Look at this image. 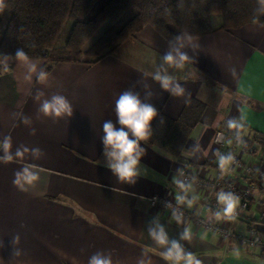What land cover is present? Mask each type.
Returning <instances> with one entry per match:
<instances>
[{"label": "crops", "instance_id": "crops-1", "mask_svg": "<svg viewBox=\"0 0 264 264\" xmlns=\"http://www.w3.org/2000/svg\"><path fill=\"white\" fill-rule=\"evenodd\" d=\"M179 37L170 42L147 24L97 62L62 61L50 71L42 59L0 58V264H88L97 253L112 264H188L189 254L199 264H264L257 249L196 220L246 235L264 211V188L245 171L250 165L264 172V25ZM177 50L189 58L183 67L164 60ZM157 74L183 94L165 90ZM124 91L157 110L150 132L159 115L178 119L191 98L206 106L180 155L149 137L140 141L145 151L134 182L108 167L103 145V123L116 124L115 101ZM53 95L71 102V116L41 111ZM221 128L229 140L240 133L249 141L250 149H237L245 168L224 160ZM25 169L36 179L20 190L13 181ZM217 177L237 188L212 187ZM247 188L249 207L239 217L226 212L224 198L240 208ZM173 243L184 259L167 255Z\"/></svg>", "mask_w": 264, "mask_h": 264}, {"label": "trees", "instance_id": "trees-1", "mask_svg": "<svg viewBox=\"0 0 264 264\" xmlns=\"http://www.w3.org/2000/svg\"><path fill=\"white\" fill-rule=\"evenodd\" d=\"M69 21L65 44L57 46ZM106 21L109 26L87 46ZM249 23L264 25L262 0H0V58L23 50L29 59L45 60L44 70L50 71L62 61L97 62L147 24L173 42L181 35L203 36ZM205 107L191 98L178 119L159 115L148 140L180 155ZM248 227L260 235L258 253L264 259V221L253 218Z\"/></svg>", "mask_w": 264, "mask_h": 264}, {"label": "clouds", "instance_id": "clouds-1", "mask_svg": "<svg viewBox=\"0 0 264 264\" xmlns=\"http://www.w3.org/2000/svg\"><path fill=\"white\" fill-rule=\"evenodd\" d=\"M264 2V0H262ZM176 39H180L177 37ZM16 58L18 60L27 61L29 58L23 50H17ZM189 58L185 53L177 50L174 56L171 52L164 56L165 62L174 64L176 67H183L184 61ZM32 70H35V65H32ZM46 78V73L41 72L39 79L43 81ZM159 80L165 90L170 89L171 78L168 76L155 77ZM173 95H182L184 89L177 84L170 89ZM116 124L110 120L103 123V145L105 147V155L109 160L108 167L122 181L134 182L133 178L138 175L137 165L140 158L144 154V149L140 146V141L146 140L150 135L151 122L157 115V110L150 104L142 103L139 96L129 91L122 92L115 101ZM41 111L46 116L62 117L64 115H72V104L63 95H53L50 100L44 101ZM117 124L119 127H117ZM230 126L235 127L232 123ZM11 147L10 142L4 144L5 151ZM230 159V158H229ZM13 184L20 190H23V183H31L36 179L27 169L24 172L17 173ZM227 205L226 212H231L233 209V201L230 198H224ZM154 237L160 239L163 237V232L159 234L153 233ZM187 238V234H186ZM167 255L179 261L184 259L181 247L173 243ZM188 264H199L190 254L187 256ZM88 264H112L109 257L97 253L94 254L88 261Z\"/></svg>", "mask_w": 264, "mask_h": 264}, {"label": "built area", "instance_id": "built-area-1", "mask_svg": "<svg viewBox=\"0 0 264 264\" xmlns=\"http://www.w3.org/2000/svg\"><path fill=\"white\" fill-rule=\"evenodd\" d=\"M216 140L222 147H225L227 149V155L231 159L233 164L239 166L240 168H245L242 165L239 154L237 153V149L239 147H241V138L238 134L235 133L229 141L227 130L221 128L218 130V132L216 134ZM251 170L253 172L257 173V179L259 180L261 185L264 186V172H262L257 167L248 165L246 167V170H245L247 175H249V172ZM182 176H183V181L186 183L191 180V175L189 174V172L186 168L182 170ZM222 184L225 185V187L229 190H235L237 188L236 183H234L233 181L227 180V179H223L221 177L214 178L210 185L212 187H219ZM251 197H252L251 190L249 188L245 189L241 193L240 208L233 209L230 212L231 215L239 217L241 215V210L247 209L249 207V199ZM161 201L165 206L171 205L170 202H168V201H165V200H161ZM261 216H264V211L262 212ZM196 220L202 226L207 227V228H212L215 231L219 232L220 234H223L227 238L234 237V238L240 239L246 245H248L250 248H253V249H256L258 247L259 242L261 241V237L257 233L240 235V234H237L234 231H232V229L226 225L217 224V223L212 222V221H207L206 219L202 218L201 216H196Z\"/></svg>", "mask_w": 264, "mask_h": 264}, {"label": "rangeland", "instance_id": "rangeland-1", "mask_svg": "<svg viewBox=\"0 0 264 264\" xmlns=\"http://www.w3.org/2000/svg\"><path fill=\"white\" fill-rule=\"evenodd\" d=\"M221 18V15L220 14H217L216 16H215V19H220ZM216 21V20H215ZM72 24H73V22L72 21H69L68 23H67V25L65 26V28H64V30H63V32H62V34H61V37H60V39H59V41H58V44H57V46H62V45H64L65 44V41H66V39H67V37H68V34H69V31H70V28H71V26H72ZM109 24H110V21H106L98 30H97V32L95 33V35L87 42V46H90L102 33H103V31L109 26ZM237 134V133H236ZM256 135H254V137L255 138H257V139H259V137L257 136L258 134L257 133H255ZM239 136H240V138H241V147H245L247 144H248V140L243 136V135H241L240 133L238 134ZM236 136V135H235ZM233 137V136H232ZM230 141V140H229ZM246 142H247V144H246ZM230 143V142H229ZM224 149L226 150V154H227V149L224 147ZM248 149H250V147H249V144H248ZM253 176H257V173L256 172H253L252 170L249 172V175L247 176L248 178H252ZM252 190V189H251ZM252 194V193H251ZM250 203H251V198L249 199V205H250ZM259 219L260 220H263L264 221V216H260L259 217ZM249 230H250V232H249V234H253V233H257L255 230H253L252 231V229H250L249 228ZM258 234V233H257ZM259 235V234H258ZM257 250H258V247L256 248Z\"/></svg>", "mask_w": 264, "mask_h": 264}]
</instances>
